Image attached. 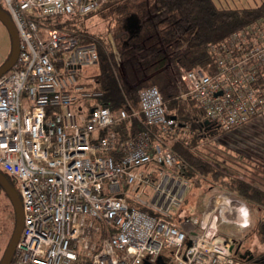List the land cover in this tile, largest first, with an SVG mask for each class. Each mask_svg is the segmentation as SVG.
I'll return each mask as SVG.
<instances>
[{"label": "built area", "instance_id": "1", "mask_svg": "<svg viewBox=\"0 0 264 264\" xmlns=\"http://www.w3.org/2000/svg\"><path fill=\"white\" fill-rule=\"evenodd\" d=\"M106 1L0 0L19 38L15 63L0 75V168L19 183L23 214L8 264H161L159 256L163 264H264L247 263L218 232V220L249 225L245 203L217 193L201 218L181 214L189 181L167 140L142 130L118 142L110 127L131 116L172 132L158 88L139 89L137 110L112 111L105 92L80 79L98 64L96 44L39 25ZM214 62L212 73L180 67V96L226 132L245 127L230 146L255 153L264 132V17L230 33Z\"/></svg>", "mask_w": 264, "mask_h": 264}, {"label": "trees", "instance_id": "2", "mask_svg": "<svg viewBox=\"0 0 264 264\" xmlns=\"http://www.w3.org/2000/svg\"><path fill=\"white\" fill-rule=\"evenodd\" d=\"M218 2L219 0H108L85 14L43 17L39 19V25L68 30L79 36L81 42L96 44L101 56L100 74L80 76V79L88 87L103 90L104 103L112 111L118 108H125L128 112L137 110L139 89L155 85L160 92L165 113L174 116L176 123L172 132L169 131L164 135V131L159 126L147 125L142 116H131L115 121L111 125L110 128L116 132L118 142L142 130L148 131L152 141L155 136L167 140L170 150L182 162L178 172L187 178L189 187L192 179L197 187L207 179L209 197L202 215L212 195L230 194L250 207L253 205L260 210L258 235L263 241L264 190L257 184L255 180L257 176L243 170L240 165V167L236 165V168L242 171L238 177L227 176V171L218 170L209 158H202L190 150L198 139L213 138L219 131L226 132V130L207 118L193 99H183L180 96L184 90L180 80V67L186 69L200 67L203 72L212 73L216 68L215 49L219 44L233 31L264 17V0L252 6L233 7L220 5ZM130 13L137 14L141 21L139 32L132 35L125 33L122 28L123 19ZM92 16L105 20L107 28L113 31L115 40L120 42L118 60L111 50L110 43H104L101 39L98 44L91 35L86 34L88 33L86 21ZM89 78H93V81H89ZM187 124L193 132L191 146L186 141L179 140L178 129L179 127L182 129ZM227 133L230 136L229 144L237 142L247 132L244 127L235 128ZM222 140L225 142L226 138ZM258 141L260 143L255 153H247L249 156L240 155V157L249 159L254 156V160L251 161L253 164L248 163L249 167L262 171L264 170V132ZM246 152L237 150L239 154ZM109 153L116 158L120 156L117 148L110 150ZM0 171L13 184L12 177L1 168ZM2 197L7 198L13 218L11 235L15 219L14 208L0 185V200ZM185 200L186 196L179 213L189 215L183 205ZM6 245L7 243L5 247ZM168 252V249H164V253L168 254ZM256 257L258 263H264V251ZM246 262H254V257Z\"/></svg>", "mask_w": 264, "mask_h": 264}, {"label": "rangeland", "instance_id": "3", "mask_svg": "<svg viewBox=\"0 0 264 264\" xmlns=\"http://www.w3.org/2000/svg\"><path fill=\"white\" fill-rule=\"evenodd\" d=\"M260 1L261 0H219L218 3L220 5H228L233 7L248 5L252 6L258 4ZM86 24L88 26V33L86 34L91 35L93 40H95L98 44L100 43L99 40L101 39L104 41V43H110L112 48L111 50L113 51L114 56L117 59L118 44H120V42L115 40L113 31L107 28V22L100 19L99 17L92 16L86 21ZM10 50L11 40L8 30L0 21V65L4 62V60H6L10 53ZM100 59L101 56L99 55V62ZM178 134L179 140L186 141L187 144L191 146L190 144L193 132H191L189 124L183 126L182 129L179 127ZM222 138H226L225 142H223L224 140H222ZM229 138L230 136H228V133L221 130L213 138L198 139L196 143L190 147V150L193 153L200 155L202 158H209L211 163L214 164L218 170H220L221 172H224L223 170H226V175L230 177H238L242 171L240 169H237L236 165L238 167L241 166L243 170L250 171V173L257 176L255 180L257 181V184L264 190V170L260 171L258 168L253 169L251 166L249 167V164H253L251 161L254 160V156H251L249 159L241 158L240 155H249H247V153H237V150H240V147H237V150L231 148L230 143L228 144ZM243 150H245V148ZM244 160H247L248 162H244ZM241 162H243V164H241ZM252 179L254 182V177H252ZM206 183L207 179L203 181V183L200 184L199 187H197L194 180L192 179L190 187L185 194L186 200L184 201L183 205L189 212V214L194 215L197 218L202 217V212L206 207V203L209 197ZM13 187L18 194L19 183L14 181ZM224 189L226 190L227 188ZM246 208L248 209V226L241 227L235 223L221 222L220 220H218V223H220L217 225V228L220 234L228 236L233 240L235 247L239 245V251L241 253H245L246 251H248L253 255L255 259L257 258V255L261 254L264 251V240L261 241L258 235V225L260 223L261 212L256 208V206L253 205L250 207L246 204ZM12 223L13 218L10 213L9 202L6 197H2L0 200V256L3 252L5 244L8 241V237L12 229Z\"/></svg>", "mask_w": 264, "mask_h": 264}, {"label": "water", "instance_id": "4", "mask_svg": "<svg viewBox=\"0 0 264 264\" xmlns=\"http://www.w3.org/2000/svg\"><path fill=\"white\" fill-rule=\"evenodd\" d=\"M0 21L5 25L8 30L10 40H11V50L4 62L0 65V75L8 71L12 65L15 63L18 50H19V38L18 33L15 27L14 22L11 20L9 14L0 8ZM140 18L135 13L128 14L122 23V28L127 31L129 34L137 33L140 28ZM174 118V116H171ZM0 185L4 190V193L8 196L9 200L12 203L15 213L14 227L10 238L7 242V245L4 249V252L0 258V264H8L14 253L16 242L20 236L22 223H23V214L20 198L15 191L13 184L6 178V176L0 171ZM189 244V243H188ZM239 245L234 248V253L237 254L240 258H245L250 260L253 258V255L246 251L245 253H238ZM158 261L162 263L161 256L158 257Z\"/></svg>", "mask_w": 264, "mask_h": 264}, {"label": "crops", "instance_id": "5", "mask_svg": "<svg viewBox=\"0 0 264 264\" xmlns=\"http://www.w3.org/2000/svg\"><path fill=\"white\" fill-rule=\"evenodd\" d=\"M140 25H141V21H140ZM141 27V26H140ZM139 30H140V28H139ZM139 30H138V32H139ZM123 31L125 32V33H127L128 35H132V34H129L127 31H125L124 29H123ZM137 32V33H138ZM133 34H135V33H133ZM116 58V57H115ZM118 58H119V53H118ZM118 58L116 59V60H118ZM99 67V68H98ZM98 71H97V70ZM100 71H101V67H100V63H99V61H98V64L96 65V66H93V67H89L87 70H86V74H88V75H97V74H100Z\"/></svg>", "mask_w": 264, "mask_h": 264}, {"label": "flooded vegetation", "instance_id": "6", "mask_svg": "<svg viewBox=\"0 0 264 264\" xmlns=\"http://www.w3.org/2000/svg\"><path fill=\"white\" fill-rule=\"evenodd\" d=\"M238 253H241V252L238 250Z\"/></svg>", "mask_w": 264, "mask_h": 264}]
</instances>
